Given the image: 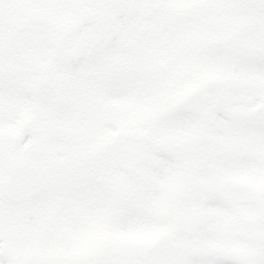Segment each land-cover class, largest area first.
<instances>
[{"label": "snow or ice", "instance_id": "snow-or-ice-1", "mask_svg": "<svg viewBox=\"0 0 264 264\" xmlns=\"http://www.w3.org/2000/svg\"><path fill=\"white\" fill-rule=\"evenodd\" d=\"M0 264H264V0H0Z\"/></svg>", "mask_w": 264, "mask_h": 264}]
</instances>
